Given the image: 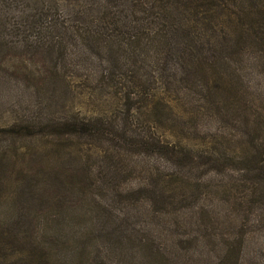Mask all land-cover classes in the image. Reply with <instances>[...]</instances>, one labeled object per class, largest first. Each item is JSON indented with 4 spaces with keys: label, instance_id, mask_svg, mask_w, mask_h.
<instances>
[{
    "label": "rangeland",
    "instance_id": "obj_1",
    "mask_svg": "<svg viewBox=\"0 0 264 264\" xmlns=\"http://www.w3.org/2000/svg\"><path fill=\"white\" fill-rule=\"evenodd\" d=\"M102 4L0 0V264H223L240 241L227 264H264V196L249 205L247 191L264 158V51L238 32L223 43L208 26H165L142 78L154 91L127 114L137 89L107 47L145 33L105 30ZM49 18L67 35L44 31ZM96 120L196 168L60 133Z\"/></svg>",
    "mask_w": 264,
    "mask_h": 264
},
{
    "label": "trees",
    "instance_id": "obj_2",
    "mask_svg": "<svg viewBox=\"0 0 264 264\" xmlns=\"http://www.w3.org/2000/svg\"><path fill=\"white\" fill-rule=\"evenodd\" d=\"M102 1L103 4L100 6L102 9L101 11L98 10L99 16L97 19L102 22L105 30L111 29L117 31L120 28L127 27L133 33L141 30L142 33H145L142 34L145 36L143 38L138 37L136 34L131 37L127 36L129 39L125 40L126 43L123 48L119 47L117 50L112 48L111 50L107 47L109 51V63H111V66H114V71H118L121 74L124 68H127L130 75L124 77L137 89L134 91L127 90L123 94L127 106V114L130 111L140 109L135 108L137 101L131 104V98L137 97V100H140L141 97H144V100H146L153 93L154 88L153 90H150L149 87L145 88L142 78H145V75L150 76L148 71L153 64L152 61L156 63L160 61V52L166 41V33L170 32L169 29L172 27L177 28V30H189L188 25L194 23L195 27H192L193 30H202L201 27L208 26L210 29L208 31L217 33L223 43H225L226 38L228 39L238 32L240 36L243 37L245 35L250 38V42L257 49L260 48V51H264V2L259 4V0ZM20 19H23V23H27L30 20L28 18ZM67 25L68 21L66 20L58 22L56 19L52 20L49 18L45 21L44 31L46 29L54 30L59 28L64 35H67ZM165 26H168L169 29ZM243 38L245 39V37ZM239 40L242 41V38L238 37L237 43ZM106 43L108 44L109 42H105V45L108 46ZM104 51H106V48L105 50L102 48L101 50H97V57H102ZM113 78L115 77L111 76L110 79ZM122 120L124 122L127 121V117ZM123 128L126 129L125 126ZM122 129L111 124L105 126L101 120H96L94 124L90 122L81 123L78 127L73 128V130L60 133H65L64 136L81 137L89 141L92 139L93 141L99 140L112 147L125 144L123 146L132 153L141 149L145 155L149 157L160 156L170 164L176 163L177 167L185 164L188 169L194 170L196 168V163L191 158L189 152L180 147L176 149V147L168 145L157 138L152 139L150 143L132 141L138 148L131 147L126 140V131H122ZM258 164V166L254 167L255 172L253 176L249 178L251 183L247 188L251 198L248 202L249 205H252L258 195L264 196V158ZM240 247H243L241 241L238 243V249L232 255L234 261L228 256V261L223 264L235 263L236 260L238 262L242 255ZM147 250H149L148 247ZM148 257L152 260L156 256L151 251H148ZM162 262L165 264L164 259Z\"/></svg>",
    "mask_w": 264,
    "mask_h": 264
}]
</instances>
